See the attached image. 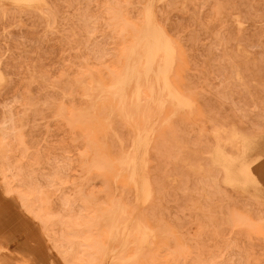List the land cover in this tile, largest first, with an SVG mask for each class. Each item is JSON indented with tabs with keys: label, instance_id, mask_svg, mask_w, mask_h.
I'll return each instance as SVG.
<instances>
[{
	"label": "rangeland",
	"instance_id": "obj_1",
	"mask_svg": "<svg viewBox=\"0 0 264 264\" xmlns=\"http://www.w3.org/2000/svg\"><path fill=\"white\" fill-rule=\"evenodd\" d=\"M148 6L177 47L172 82L192 103L150 102L153 194L144 199L122 165L137 152L144 117L124 114L133 87L121 105L110 86ZM235 132L264 137V0H0V230L11 234L3 250L12 252L0 251L5 264H264V158L257 193L226 182L215 157L219 147L238 153ZM115 202L126 211L108 212ZM109 218L127 232L110 239ZM141 220L155 237L135 258L130 236Z\"/></svg>",
	"mask_w": 264,
	"mask_h": 264
},
{
	"label": "bare ground",
	"instance_id": "obj_2",
	"mask_svg": "<svg viewBox=\"0 0 264 264\" xmlns=\"http://www.w3.org/2000/svg\"><path fill=\"white\" fill-rule=\"evenodd\" d=\"M16 1H32V0H16ZM37 1V0H36ZM126 1V0H125ZM148 1V0H147ZM158 1V0H157ZM39 2V0H38ZM128 4V3H126ZM147 4V3H146ZM40 6V5H39ZM146 6V5H145ZM152 6V4H151ZM151 6H148V8L146 9V19H145V23H144V26L142 27V29L140 30H137L138 34L137 35H134L136 36L134 39H136L134 42H131L133 43V45L131 46L130 44V51H129V56L128 58H125V60L128 59L127 61V64L126 62L124 63L126 65L125 69L124 67L122 68V70L124 69V71L119 75V73L113 77V75L111 74V76L114 78V82L111 84V91H112V96H115V97H118L119 100H118V103L120 101V104L121 105H125L126 101L128 100V93L127 91L129 90L128 88L130 87H133V89L131 90V93L132 95H130L129 93V97H131V102L133 103V108L132 110L130 111L129 109H126L127 111H125V115L126 117L128 118H132L135 116V114L137 112H141V115L144 117L143 119L145 120H142L144 123V127L142 129H138V133H137V137H136V153L135 155H133V153L131 154L133 157L131 158H126L128 160H125L123 161L122 165H126L127 166V169L130 170L129 173H130V179L134 182L136 188L142 193L144 199H148L152 194H153V186H152V183L150 181V178L149 176L147 175L146 173V166H147V160L145 158V156L147 155V151H148V147H149V144H150V140L152 138V135L153 133L155 132L156 130V126H155V123L152 121V117L153 116V113L151 114V111H155L156 109H154V106H151L150 105V102L153 101V103H156L158 104L159 106H164L165 102H166V97L168 98L167 100L169 101H172L174 102V104L177 105V107H185V106H189L192 102H191V99L183 94L172 82V76H171V73H172V68L174 67V63H175V58H176V51H177V47L173 41V39L167 34V32L165 31V29L159 25L155 19V16H154V12L152 10V7ZM155 6V5H154ZM108 7V6H107ZM110 7V6H109ZM144 7V6H143ZM118 11V10H117ZM119 11L121 12V9H119ZM145 11V10H144ZM119 14V13H118ZM115 16V15H114ZM113 18L116 19L117 16H115ZM122 17V15H121ZM112 18V19H113ZM111 19V18H110ZM123 19V18H122ZM143 19V20H144ZM125 20V19H124ZM127 21V20H125ZM124 21V22H125ZM122 23L123 24H126V22L124 23L123 21H118L117 23ZM128 22V21H127ZM118 25V24H117ZM129 26L131 25V23H128L126 24V26ZM143 25V24H142ZM141 25V26H142ZM116 26V25H115ZM125 26V28H126ZM133 24L129 27H132ZM115 28V27H114ZM133 28H135L133 26ZM132 28V29H133ZM123 32V29L121 30ZM120 31V32H121ZM121 32V33H122ZM120 36H123L120 35ZM128 36V35H127ZM126 45H124L125 47ZM122 47V46H120ZM129 46H126L125 48H127ZM129 50V48H127ZM123 50V49H122ZM125 50V49H124ZM126 50V52L128 51ZM124 53V51H122ZM125 52V53H126ZM128 53V52H127ZM126 53V54H127ZM128 55V54H127ZM114 56V55H113ZM127 57V56H126ZM118 60V59H117ZM106 64V63H105ZM107 65V64H106ZM115 66V65H113ZM108 67V65H107ZM91 68L89 67V70ZM107 70H109L107 68ZM113 70V69H112ZM111 71L109 70V73ZM119 72V71H118ZM121 72V71H120ZM88 73V72H86ZM85 73V74H86ZM94 72H92V74L88 73L90 76H93ZM113 73V72H112ZM87 74V75H88ZM115 75V74H114ZM96 76V74H95ZM94 76V78H96ZM98 77V76H97ZM116 77V78H115ZM84 78V77H82ZM93 78V77H92ZM112 78V79H113ZM98 79V78H97ZM97 79H93L95 82H98L96 81ZM84 80V79H83ZM81 80V81H83ZM93 80H92V83H93ZM79 82V81H77ZM84 82V81H83ZM82 82V83H83ZM91 83V84H92ZM84 84V83H83ZM98 84H100L98 82ZM102 84V83H101ZM100 84V88L101 90H105L102 88ZM90 85V84H89ZM88 85V86H89ZM94 84H92L91 86H93ZM87 86V85H86ZM88 86H87V89H88ZM90 86V87H91ZM97 83H96V87H97ZM95 87V85H94ZM92 87V88H94ZM104 87V86H103ZM106 87V86H105ZM109 87V86H108ZM106 87V90L107 88ZM147 88L149 89V93L151 92L152 95L151 96V100L148 101L146 100L145 103H143V100H142V97H143V92H144V88ZM98 91L101 92V90H99L98 88H96ZM95 89V91H96ZM94 89H92L93 91ZM110 90V89H109ZM87 91V90H86ZM90 91V90H89ZM88 91V92H89ZM94 94H96L97 92H94ZM103 93V92H102ZM88 94V93H86ZM92 94V93H90ZM98 94V93H97ZM96 94V95H97ZM100 94V93H99ZM70 96V94H69ZM106 96V95H105ZM166 96V97H165ZM81 97V96H79ZM85 97V95L83 96ZM87 97V95H86ZM96 98V96H94ZM132 97L134 98L132 100ZM88 98H91L92 100V95L91 97H89L88 95ZM95 98L93 100H95ZM114 98V97H113ZM147 98V97H146ZM150 98V97H149ZM148 98V99H149ZM152 103V102H151ZM152 103V104H153ZM170 103V102H168ZM155 104V105H156ZM173 104V103H172ZM94 105V104H93ZM157 105V106H158ZM118 106V105H117ZM130 106V105H129ZM128 106V102H127V107L129 108ZM157 106H155L156 108H158ZM92 107V105H91ZM123 107V106H121ZM119 107V108H121ZM153 107V108H152ZM94 108V107H93ZM126 107H123V111L125 110ZM163 108V107H162ZM182 108V110H183ZM188 108V107H187ZM191 108V107H190ZM190 108L188 109V111L190 112ZM160 109V108H159ZM159 109H157V111L159 112ZM181 109V108H180ZM62 110H65V109H62ZM121 112V110H120ZM156 112V111H155ZM162 112V111H161ZM160 112V113H161ZM157 113V112H156ZM154 113V115L156 114ZM61 114V113H59ZM73 114V113H72ZM90 114V113H89ZM122 114V115H124ZM159 114V113H158ZM76 116V115H75ZM63 117V115H62ZM67 116H65L66 118ZM72 118H77L76 117H71V121L73 120ZM126 118V119H127ZM68 119V118H67ZM74 119V120H75ZM82 119V118H81ZM80 119V120H81ZM84 119V118H83ZM72 121V122H75V121ZM79 120V119H77ZM76 120V121H77ZM128 120V119H127ZM84 122V121H81V123ZM167 122V121H166ZM100 123V122H99ZM132 123V122H131ZM136 122H134V125H135ZM137 124V123H136ZM133 125V124H132ZM136 132V131H135ZM17 137V136H16ZM23 137V136H22ZM21 137V138H22ZM233 138H236L238 139V153H235V154H232L230 152H228L226 149L224 148H221L219 147L215 153V157H216V160H217V163L220 164L225 173H226V182L236 186V187H239V188H242V189H248L250 187H253L255 189V191L257 193H262L263 192V189H262V182L260 180V177L259 175L255 172L257 167H256V163H258L259 161H261L263 158H264V137L262 136H247L243 133H239V132H235L233 134ZM16 139V138H15ZM21 142L22 139H20ZM18 143H19V140H17ZM91 140H89L88 142H90ZM135 141V140H134ZM3 143V142H2ZM23 144V143H21ZM20 144V145H21ZM102 144V143H101ZM134 144V145H135ZM2 148V147H1ZM130 149V148H129ZM134 150V149H133ZM132 150V151H133ZM141 150L140 154L139 151ZM80 151V150H79ZM135 151V150H134ZM129 152V151H128ZM81 153V156H82V152L80 151ZM128 154V153H127ZM130 155V156H131ZM25 157V156H24ZM93 157V155H92ZM98 157V156H97ZM96 157V158H97ZM106 157V156H105ZM94 158H95V155H94ZM93 158V159H94ZM98 158H101L98 157ZM97 158V160H98ZM102 159V158H101ZM101 159L98 160L101 161ZM125 159V158H123ZM109 160V158L107 159ZM117 160V159H116ZM119 160V159H118ZM95 160H93V163H94ZM104 161V160H103ZM102 161V163H104ZM111 161V160H109ZM108 161V162H109ZM119 162V161H118ZM91 163V162H90ZM100 163V162H99ZM112 163V162H111ZM111 163H108V164H111ZM120 163V162H119ZM107 164V161H106V164H104V166L107 168L106 165ZM95 167L97 169H100V167L98 168V166L100 164H98V166L96 165V162L94 163ZM94 165H92L94 167ZM103 166V165H102ZM103 166V168H104ZM111 166V165H110ZM108 165V167H110ZM102 168V169H103ZM112 168V167H111ZM111 168H108L111 169ZM126 168V167H125ZM126 169V170H127ZM127 170V171H128ZM119 172H120V169H119ZM119 172H118V175H119ZM117 175V176H118ZM9 178V177H8ZM129 178V177H128ZM96 185V184H95ZM99 187V186H98ZM102 187V186H101ZM100 188V187H99ZM106 188V187H105ZM135 188V189H136ZM97 189V188H96ZM103 189V187H102ZM108 189V188H107ZM104 190V189H103ZM106 191V190H104ZM21 197V196H20ZM19 197V198H20ZM28 199V197H27ZM118 199V198H117ZM256 199V198H255ZM262 199V198H261ZM264 199V198H263ZM142 200V198H141ZM117 202L118 201H121V200H116ZM114 202V201H113ZM68 203V202H67ZM116 203V202H115ZM114 203V204H115ZM120 203V202H118ZM116 203V204H118ZM112 205L113 208H110V207H107V208H110L108 209V212L109 211H126L125 209V205H123L124 207H120L119 204L118 206H115V205ZM138 205H141V204H138ZM115 206V207H114ZM139 207V206H137ZM140 209L142 208V205L139 207ZM87 211V210H86ZM139 211V209H138ZM101 212V211H99ZM102 214V217L106 218L108 220V215L106 216H103L105 211L101 212ZM111 213V214H110ZM109 213V216L112 215L113 212H110ZM136 213V211H135ZM107 214V210H106V213ZM114 214V213H113ZM236 213L234 212V215ZM239 214V213H238ZM235 215V216H239V215ZM136 215V214H135ZM97 217V215H95ZM116 216V215H115ZM100 217V216H98ZM96 218L98 220H100L99 218ZM111 217H114L113 215ZM110 217V218H111ZM102 218V220H103ZM104 220L105 221V226H106V223L108 222L107 220ZM109 218V219H110ZM117 218V216H116ZM115 218H112L110 219L112 221L111 223V227H110V230L109 232L110 236L111 237L110 239H112L113 237H116L120 232H122L123 234H125V232H127V227H126V224H122V222L118 221L117 219ZM122 218V216H121ZM95 220V218H93ZM124 218H122L123 220ZM240 219V218H239ZM238 219V221L241 223V225H244L240 220ZM85 220V219H84ZM98 220L96 222V224H98ZM126 220V219H124ZM123 220V221H124ZM89 221V219L87 220ZM107 221V222H106ZM142 221V220H141ZM138 221L137 222V226H136V229H135V232H136V238L134 239V237L131 235L130 237L133 238V243L135 242L134 240H138V245L137 244H134V245H137V251L135 253V258H138L141 254H143V251L147 249V247H149L148 249L150 250V248L152 247V243H151V239H153L155 237V234L153 233L151 227L145 225V223L142 221ZM86 222V221H85ZM90 223L93 224V220L91 222V220L89 221ZM162 222V221H161ZM89 223V224H90ZM102 222H100V225H101ZM133 223V222H132ZM164 223V222H163ZM240 223H239V226H240ZM88 224V223H86ZM135 224V222H134ZM95 225V224H94ZM93 225V226H94ZM104 225V224H102ZM128 225V224H127ZM246 225V224H245ZM85 226V225H84ZM100 229L101 226L97 225ZM104 226V227H105ZM90 227H91V224H90ZM163 227V225H162ZM96 228V227H95ZM122 230V231H120ZM131 230H133V228L131 227L130 228V233H131ZM120 231V232H119ZM162 230H160L161 232ZM168 231V230H166ZM88 233V231H86ZM129 233V234H130ZM164 233V232H163ZM165 233H168L170 234L171 232H165ZM89 234V233H88ZM109 234V233H108ZM132 234V233H131ZM172 234V233H171ZM11 234L8 233V232H4V234L1 233V230H0V243H1V249L0 251L2 253H5V254H8V253H12V252H8V251H5L3 249L6 248V244L4 242V240L8 239L9 236ZM87 236V235H86ZM1 238H2V241H1ZM89 238V237H88ZM87 238V239H88ZM173 238V237H172ZM94 239V238H93ZM115 239V238H114ZM113 239V240H114ZM117 239V238H116ZM87 241V240H86ZM110 241V240H109ZM84 242V241H83ZM95 245L97 246V241L94 239V242ZM100 242L98 241V244ZM120 243V242H119ZM137 243V242H135ZM86 244V242L84 243ZM111 244V243H109ZM126 247L128 246V244H130L127 240V243H126ZM87 245V244H86ZM93 245V244H92ZM108 245V244H107ZM120 245V244H119ZM174 245V244H173ZM98 246H101L102 248H100V250H103V247L104 245L102 246V244L98 245ZM106 246V245H105ZM93 247V246H92ZM136 247V246H135ZM94 248V247H93ZM107 248V246H106ZM113 247H111L110 250H113L112 249ZM178 248V247H177ZM70 249V248H69ZM105 249V248H104ZM179 249H181V247L179 246ZM183 249V248H182ZM148 250V251H149ZM84 251V249H83ZM82 251V252H83ZM147 251V250H146ZM184 251V250H182ZM0 252V253H1ZM85 252V251H84ZM118 252V251H117ZM99 253V252H98ZM106 253V252H105ZM123 253L122 251H120V254L119 252L116 253L117 256L119 255V257L121 258V256H123ZM116 254L112 255L110 254V256H115L116 257ZM148 252L145 253V255L143 256L144 259L145 257H147L148 255ZM3 255V254H2ZM18 256L22 257V258H26L24 255H22L21 253H18L17 254ZM106 255V254H104ZM121 255V256H120ZM13 257H15V255H11ZM109 256V257H110ZM113 257V258H115ZM6 258V257H5ZM107 258V257H106ZM111 258V257H110ZM109 258V260H110ZM112 258V259H113ZM124 258V257H123ZM134 258V259H135ZM4 259V258H3ZM0 260V261H3L1 262V264L4 263V260ZM108 259V258H107ZM132 257H131V261H132ZM7 260V259H6ZM5 260V261H6ZM20 260V259H19ZM29 260V259H28ZM53 260V259H52ZM121 262H123L125 259H120ZM106 261V259H105ZM83 262V261H82ZM133 262V261H132ZM10 264V262L7 260V264ZM86 263V262H85ZM105 263V262H104ZM125 263V262H124ZM127 263V262H126ZM125 263V264H126ZM5 264V263H4ZM87 264V263H86ZM136 264V263H134Z\"/></svg>",
	"mask_w": 264,
	"mask_h": 264
}]
</instances>
